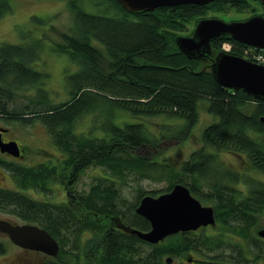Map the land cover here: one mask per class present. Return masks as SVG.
<instances>
[{
  "label": "trees",
  "instance_id": "obj_1",
  "mask_svg": "<svg viewBox=\"0 0 264 264\" xmlns=\"http://www.w3.org/2000/svg\"><path fill=\"white\" fill-rule=\"evenodd\" d=\"M68 1L74 26L71 33H59L61 43L55 46L77 66L75 72L66 75L67 100L54 103L43 88L46 74L32 66L39 57L40 39L31 44H0V118L24 125L41 123L51 143L65 155L56 165L5 164L17 189L0 187V210L46 229L59 243L58 254L46 256L40 264H166L162 260L166 255L172 259L186 256L195 264L264 261V239L250 233L264 212V182L223 168L218 158L221 151L242 154L252 168L264 173V100L225 88L210 71L224 43L231 45L228 53L240 57L249 46L227 34L220 35L211 39L207 55L189 59L175 44V37L185 33L191 22L195 26L201 18L227 9L254 10L249 0H216L203 6L188 3L136 12L126 11L117 0H91L99 7L95 13L86 11L76 0ZM10 9L7 0H0V17ZM33 88V94L24 95L27 102L18 105L20 92ZM201 99L208 101L206 111L218 120L203 129L201 147L178 169L166 162L159 148L164 137L153 138L143 122L117 119V110L137 119H182L184 123L169 135L183 141L197 124ZM90 112L103 117L99 125L76 132V121ZM90 166L104 168L108 177L96 178L87 192L71 193L69 203L36 200L24 192L32 189L46 193L51 181L70 189ZM130 176L137 180L165 178L167 186L161 193L174 183L186 185L201 203L211 204L206 206L213 208L215 224L251 242L252 258L236 250L224 235L207 234L202 228L179 232L157 244L129 234L125 229L150 228L149 222L135 212L146 195L140 187L135 202L119 203L116 185ZM241 181L246 191L236 187ZM202 187H207V192ZM84 233L90 236L82 242ZM215 250L209 261L203 260V251ZM5 251L6 245L0 241V254Z\"/></svg>",
  "mask_w": 264,
  "mask_h": 264
},
{
  "label": "rangeland",
  "instance_id": "obj_2",
  "mask_svg": "<svg viewBox=\"0 0 264 264\" xmlns=\"http://www.w3.org/2000/svg\"><path fill=\"white\" fill-rule=\"evenodd\" d=\"M10 4V11L6 12L0 17V44L1 43H26L31 44L33 40L40 39L41 45L38 52V59L32 66L44 71L46 78L43 80L45 88L50 98L54 103H59L67 100L69 97V89L66 81V75L73 73L77 70V66L70 61V58L63 53L56 50V43H61V32L71 33V29L74 26V15L68 5V0H7ZM76 3L81 4L86 11L97 12L98 6L93 4L91 0H76ZM251 8L254 10L236 12L235 9H227L225 13H216L215 16L224 21H239L247 19L251 13L260 14L263 12L262 3H258L255 0H249ZM210 16L204 17L209 18ZM202 19V18H201ZM42 21V22H41ZM193 23H189L186 29L187 33L191 29H194ZM193 32V31H192ZM185 33H178L179 35H187ZM190 35V34H188ZM98 43H96L97 45ZM222 51L225 50L223 47ZM34 93V88L28 91H22L16 97V103L18 105L26 103L25 94L31 95ZM207 100L201 99L198 104V121L192 129L189 136L181 141L169 135V132L174 133L180 125L184 123L182 119L168 118L165 116H150L143 118H133L128 113L117 110V119L119 121L128 122H143L147 126L148 131L153 138L160 139L164 137L161 146L162 154L166 158V162L178 169L180 163L187 159L188 156L195 149L202 145V131L211 122L218 120L213 114L206 111ZM103 117L98 113L90 112L76 121V132H82L90 129L94 124L100 123ZM0 126L10 128L8 133L4 134L6 139L12 138L21 143L24 148V157L20 161L14 160H2L5 163L0 164V187L2 188H16V183L9 170L5 167V164H17L23 166H34L41 162H49L48 164H58L64 158V153L56 148L50 141L46 128L39 122H33L29 125H24L19 121H5L0 118ZM169 126L168 128H165ZM167 135V137H166ZM144 153H147L146 148L141 149ZM219 160L223 164V168H229L236 170L244 175L253 176L258 180L264 182V173L251 167L248 159L242 154H232L227 151H221L218 155ZM52 163V164H51ZM108 177L107 170L102 167L90 166L83 170L78 178V181L72 185L69 189L70 192L59 184H49V188L52 191L41 193L36 190H24L26 194L36 200H46L53 203H69L71 200V193L87 192L89 187L94 183L98 177ZM116 181L120 182L118 179ZM119 190V203L122 200H127L129 203L135 202L136 189L140 187L146 195H157L161 193L167 186V180L162 178L161 180H153L149 178L135 179L133 176L127 178L125 183H119L116 185ZM237 188L243 191L247 190V186L241 181L236 185ZM203 192H207V187H202ZM20 190V189H19ZM156 192L151 194L150 192ZM167 192V191H166ZM68 199H67V195ZM164 193V192H163ZM203 205H211L209 203H202ZM0 218L11 221L15 224L25 223L22 219L18 218L12 213L0 210ZM264 227V212L258 217L256 224L250 229V233L258 237L257 230ZM204 232L207 234H221L224 235L226 241L233 243L235 249H240L244 255L251 259L253 250L251 242L247 238H242L234 235L230 231H226L219 224H214L204 228ZM90 236L89 233L82 235V242ZM0 241L6 245V251L0 254V264H40L44 261L47 255L28 249H23L14 245L9 238L0 233ZM263 244V243H262ZM69 246L68 242L66 248ZM145 251L149 250V247H143ZM215 251L205 252L203 251V260L209 261L208 256L215 253ZM228 252V251H225ZM167 256V255H166ZM164 256L162 260H165ZM171 264H195L188 262L186 256L173 257ZM264 262L262 260H258ZM253 261L247 262V264H258ZM166 263V262H165ZM208 264V263H207ZM219 264V263H214Z\"/></svg>",
  "mask_w": 264,
  "mask_h": 264
},
{
  "label": "water",
  "instance_id": "obj_3",
  "mask_svg": "<svg viewBox=\"0 0 264 264\" xmlns=\"http://www.w3.org/2000/svg\"><path fill=\"white\" fill-rule=\"evenodd\" d=\"M213 1L216 0H117L128 12L153 11L158 7L188 3L203 6ZM258 1L264 6V0ZM226 34L244 45L264 50V14H255L239 21L202 18L190 35H177L175 44L187 58L197 59L210 52L211 39ZM210 71L215 81L225 88L242 90L255 100H264V65L220 51L211 63ZM261 120L264 121V117ZM7 130L0 127V151L20 157L16 141H2L1 133ZM135 212L149 222L150 228L147 231L132 227L125 230L149 244H157L179 232L195 231L215 224L213 208L202 205L182 183H174L169 191L156 196L144 195L136 205ZM0 233L23 249L38 251L49 257H55L59 252L58 241L36 224H15L0 218ZM257 234L264 239V227ZM191 261L188 259V262ZM165 262L171 264L172 257L167 256Z\"/></svg>",
  "mask_w": 264,
  "mask_h": 264
},
{
  "label": "flooded vegetation",
  "instance_id": "obj_4",
  "mask_svg": "<svg viewBox=\"0 0 264 264\" xmlns=\"http://www.w3.org/2000/svg\"><path fill=\"white\" fill-rule=\"evenodd\" d=\"M261 14V13H260ZM0 127H2V126H0ZM3 128H6V127H3ZM8 130L6 131V132H2L1 133V138H2V141L3 142H8V141H16L15 139H12V138H8V139H6L5 137H4V134L5 133H8L9 131H10V128H7ZM17 142V144H18V146H19V149H20V157H13L12 155H10V154H8V153H5V152H1L0 151V163H5V161H2V160H14V161H20L23 157H24V152H25V148H24V146L21 144V143H19L18 141H16ZM41 163H48V162H41ZM52 164V163H51ZM59 164V163H58ZM53 165H55V164H53ZM59 184V185H62L64 188H66V185H64V184H60L59 182H57V181H55V183H54V181H51L49 184ZM66 190V189H65ZM50 191H52V189L50 188ZM66 195H67V193H66ZM71 196H73L72 194H71ZM67 199H68V195H67ZM203 205V204H202ZM210 226V225H209ZM207 227V226H206ZM120 228H122V227H120ZM204 229L205 227H200V228H198L197 230H199V229ZM196 231V230H195ZM172 261H173V259H172Z\"/></svg>",
  "mask_w": 264,
  "mask_h": 264
},
{
  "label": "built area",
  "instance_id": "obj_5",
  "mask_svg": "<svg viewBox=\"0 0 264 264\" xmlns=\"http://www.w3.org/2000/svg\"><path fill=\"white\" fill-rule=\"evenodd\" d=\"M223 47L226 52H229L231 49V45L229 43H224L222 45V48ZM243 58L264 65V50L249 46L243 50Z\"/></svg>",
  "mask_w": 264,
  "mask_h": 264
}]
</instances>
